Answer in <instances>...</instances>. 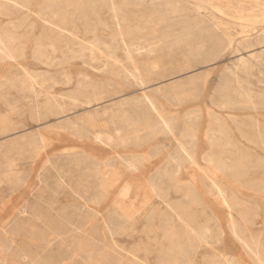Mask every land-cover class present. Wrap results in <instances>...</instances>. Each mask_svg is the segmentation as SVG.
<instances>
[{"label":"rangeland","instance_id":"374dc122","mask_svg":"<svg viewBox=\"0 0 264 264\" xmlns=\"http://www.w3.org/2000/svg\"><path fill=\"white\" fill-rule=\"evenodd\" d=\"M18 1L0 0V264L264 262V0H212L225 20Z\"/></svg>","mask_w":264,"mask_h":264},{"label":"bare ground","instance_id":"6f19581e","mask_svg":"<svg viewBox=\"0 0 264 264\" xmlns=\"http://www.w3.org/2000/svg\"><path fill=\"white\" fill-rule=\"evenodd\" d=\"M8 2H10V3H8L9 5H12V3H14L16 6H19L20 5V2L18 1V0H7ZM22 1V0H21ZM169 1V5L171 6V7H173V8H175L178 4H175L173 1L174 0H168ZM186 1H192V2H189L190 3V5H192L193 7H194V10L195 11H197V12H200V11H202V10H207V11H209L210 13H212L213 15H214V18H216V17H218L217 16V14H220L221 16H222V18L221 19H223L224 17H226L227 16V14H226V11L225 10H222V9H219L214 3H213V1L212 0H186ZM29 3V2H28ZM259 5V4H258ZM1 7V6H0ZM21 7H23V5L21 6ZM39 7V6H38ZM97 7V6H96ZM118 9V8H117ZM86 10V9H85ZM114 10V9H113ZM112 11V10H111ZM64 13V12H63ZM114 13V12H113ZM238 13V12H237ZM65 15V14H64ZM116 16H117V14H116ZM243 16V15H242ZM63 17V16H62ZM206 17V16H205ZM255 18V17H254ZM260 18V20L262 21V22H264V14L261 16V17H259ZM101 19V18H100ZM116 19V18H115ZM231 19V18H230ZM258 19V18H257ZM220 20V19H219ZM224 20H225V18H224ZM47 21V20H46ZM45 21V22H46ZM72 21V20H71ZM260 21V22H261ZM217 22H218V20H217ZM50 23V22H49ZM86 23V22H85ZM102 23V22H101ZM250 23V22H249ZM247 24H248V21H246V20H244V21H242L241 23H240V26L242 27V28H247ZM103 26V25H102ZM106 26V25H105ZM96 27V26H95ZM98 29H99V27H98ZM57 33V32H56ZM87 33V32H86ZM98 33V32H97ZM73 35V34H72ZM116 39V38H115ZM4 45H5V43L4 42H2ZM70 44V43H69ZM2 46V45H1ZM55 46V45H54ZM92 46H94V45H92ZM52 47V46H51ZM5 48H6V45H5ZM91 48V47H90ZM4 49V48H3ZM12 49H14L13 47H12ZM125 50V49H124ZM140 50V49H139ZM251 50V49H250ZM4 51V50H3ZM39 51V50H38ZM5 52V51H4ZM238 53H239V51H238ZM0 54H1V52H0ZM254 54H256V53H254ZM254 54H252V55H254ZM5 55H8L7 53H5ZM251 55V56H252ZM10 56V55H9ZM255 56V55H254ZM16 57V56H15ZM247 60V58H244V59H242V60ZM253 59H254V57H253ZM238 60V59H237ZM241 60V61H242ZM257 61V60H256ZM262 61V60H261ZM260 61V62H261ZM245 64H246V62L245 61H243ZM119 63V62H118ZM238 63V62H237ZM259 63V62H258ZM114 64V63H113ZM116 64V63H115ZM243 64V63H242ZM245 64H243V65H245ZM247 65V64H246ZM249 65V64H248ZM239 67V66H238ZM253 67V66H252ZM251 67V68H252ZM237 68V67H236ZM248 68V67H247ZM246 70H248V69H246ZM252 71H253V69H252ZM128 72H130V71H128ZM229 72V71H228ZM133 73V72H132ZM127 74V73H126ZM125 74V75H126ZM137 74V73H136ZM231 74V73H230ZM133 75V74H132ZM233 76H235V75H233ZM33 77V76H32ZM136 78V77H135ZM137 79V78H136ZM138 81V80H137ZM37 83V82H36ZM34 84V83H33ZM37 85H38V83H37ZM145 88V87H144ZM161 90V89H160ZM145 93V92H144ZM247 93V92H246ZM251 93V92H250ZM94 94V93H93ZM92 94V95H93ZM85 95H86V93H85ZM91 95V96H92ZM99 95V94H98ZM250 95H252V94H250ZM96 96V95H95ZM103 96V95H102ZM249 96V95H248ZM85 97V96H84ZM250 97V96H249ZM88 98V97H87ZM92 98V97H91ZM97 98V97H96ZM104 98V97H103ZM141 98H143L142 96H141ZM94 99H95V97H94ZM139 99V98H138ZM146 98H144L143 100H145ZM251 99H253V98H251ZM250 99V100H251ZM261 99V98H260ZM98 99H95V101H97ZM102 100H104V99H102ZM248 100H249V98H248ZM247 100V101H248ZM91 101V100H90ZM89 101V102H90ZM94 100H93V103L95 102ZM88 102V105L91 103H89ZM104 102V101H103ZM78 104L80 103V102H77ZM151 103V102H150ZM243 103V102H242ZM82 104H84V105H87V104H85V103H82ZM148 104V103H147ZM245 104V103H244ZM91 105V104H90ZM145 105V104H144ZM255 105V104H254ZM257 105V104H256ZM61 106V105H60ZM75 107V106H74ZM90 107V106H89ZM256 107V106H255ZM64 108V107H63ZM149 108H150V106H149ZM151 109V108H150ZM63 110V109H62ZM61 111V110H60ZM149 111H151V110H149ZM65 112V111H64ZM154 112V111H153ZM160 116V115H159ZM143 120V119H142ZM145 121V120H144ZM190 121V120H189ZM151 123V122H150ZM165 123H166V121H165ZM241 124V123H240ZM73 125V124H72ZM151 124H149L148 125V127L150 126ZM259 125V124H258ZM257 128V127H256ZM65 129V128H64ZM151 129V128H150ZM258 129H259V127H258ZM83 130V129H82ZM161 130V129H160ZM163 130V129H162ZM164 130H165V128H164ZM167 131V130H166ZM83 132V131H82ZM158 132V131H157ZM221 132V131H220ZM84 133V132H83ZM164 133H166V132H164ZM75 134V133H74ZM156 134V133H155ZM168 134V133H167ZM220 134V133H219ZM222 134H223V132H222ZM82 136H84V134H82L81 135V137ZM100 136V135H99ZM214 136V135H213ZM82 138H84V137H82ZM262 138V137H261ZM43 139H44V137H43ZM215 139V138H214ZM47 140V139H46ZM45 140V141H46ZM210 140V139H209ZM42 141H44V140H42ZM216 141V140H215ZM47 142V141H46ZM217 142H218V140H217ZM216 142V143H217ZM263 142V141H262ZM44 144V143H43ZM227 145H229V144H227ZM234 146H236V145H234ZM68 151V150H67ZM68 156H69V154H68ZM78 156V155H77ZM72 157V156H71ZM216 157V156H215ZM210 158H212V156L210 157ZM94 159V158H93ZM86 160V159H85ZM77 161V160H76ZM241 161V160H240ZM212 162V161H211ZM220 162V161H219ZM80 163V162H79ZM82 163V162H81ZM189 163V162H188ZM193 163V162H192ZM212 163H214V162H212ZM81 165V164H80ZM129 166H131V165H129ZM217 166V165H216ZM198 167V166H197ZM129 168V167H128ZM221 168V167H220ZM89 170V169H88ZM223 171H224V169H223ZM179 173V172H178ZM159 174H160V172H159ZM177 174V173H176ZM205 174V173H204ZM157 176L159 177V175L157 174ZM161 177H162V175H161ZM165 177V176H164ZM11 178V177H10ZM160 178V177H159ZM264 182V181H263ZM153 186H152V190H153V192H155V194L157 195V197L158 198H160L161 200H163V201H165L166 202V198H167V196L164 194V191L162 190V188H161V186L160 185H158V184H152ZM218 187V186H217ZM219 192H221V191H219ZM123 195V194H122ZM195 195V194H194ZM188 198V197H187ZM227 203V202H226ZM169 207V206H168ZM230 210V209H229ZM135 219V218H134ZM180 219V218H179ZM232 219V218H231ZM186 221V220H185ZM232 224H233V221H232ZM187 227H189L188 226V224H187ZM6 231V230H5ZM211 231V229L209 228V227H205L204 229H203V231H202V234L204 235V241L205 242H207V238H209L210 236V232ZM235 231V230H234ZM199 233H197V235H198ZM236 234V233H235ZM198 236H200V234L198 235ZM201 240V239H200ZM259 240V239H258ZM254 241H256V240H254ZM241 242V241H240ZM244 242V241H243ZM246 243V242H245ZM247 244V243H246ZM246 244H244V245H246ZM246 247V246H245ZM247 248V247H246ZM248 249V248H247ZM254 254V253H253ZM256 255V254H255ZM224 257V256H223ZM260 259V258H259ZM226 260V259H225ZM232 262V261H231ZM165 263L166 264H181L178 260H167V261H165ZM259 263L260 264H264V262L263 261H260L259 260ZM189 264V263H188Z\"/></svg>","mask_w":264,"mask_h":264}]
</instances>
